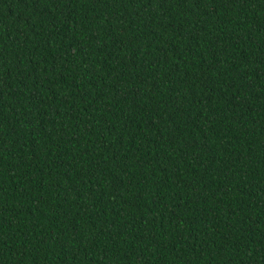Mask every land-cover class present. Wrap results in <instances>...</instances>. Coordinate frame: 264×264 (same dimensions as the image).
<instances>
[{
	"label": "trees",
	"instance_id": "1",
	"mask_svg": "<svg viewBox=\"0 0 264 264\" xmlns=\"http://www.w3.org/2000/svg\"><path fill=\"white\" fill-rule=\"evenodd\" d=\"M0 264H264V0H0Z\"/></svg>",
	"mask_w": 264,
	"mask_h": 264
}]
</instances>
